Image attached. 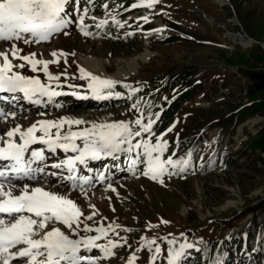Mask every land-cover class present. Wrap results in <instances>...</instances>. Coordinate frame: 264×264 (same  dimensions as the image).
Listing matches in <instances>:
<instances>
[{"label": "rangeland", "instance_id": "rangeland-1", "mask_svg": "<svg viewBox=\"0 0 264 264\" xmlns=\"http://www.w3.org/2000/svg\"><path fill=\"white\" fill-rule=\"evenodd\" d=\"M128 1L130 4L135 2ZM105 3L106 0L103 3L101 0H95L91 15L98 20L106 18L103 8ZM107 4L109 9L123 14L117 19L126 21L124 27L120 28L109 22L107 27L100 31L95 28L91 19H87L85 23L91 25L89 31L99 35L84 36L72 25L67 29V36L58 34L49 42L39 45H24L22 42L18 44L23 49L21 55L35 52L38 58L51 59V52L61 50L75 55H68L67 63H64L62 57L59 64L49 65V70L54 75L67 73V78L63 75L60 77V88L67 89L65 95L59 96L62 98L60 108L52 105L59 101L37 105L29 102L22 94L0 93V96L6 97L0 99V108L17 113L14 120L9 118L10 122L19 120L21 125L26 127L32 123V119L58 120L61 117L83 119L89 123L132 120L138 115L131 108L135 101L119 103L114 107L100 103L123 100L125 91L118 88L124 84L142 88L144 82L155 75L168 76L184 71L189 72L187 80L191 83L188 87L181 84L179 88H184L183 91L187 92V99L181 100L175 111L166 116L161 124L158 121L154 125V131L159 135L173 123L176 124L173 131L165 136L168 142L175 141L190 123L195 122L200 110L220 115L227 104L246 101V79L241 69L257 65L256 58L251 54L254 45L264 48V0H160L152 9L138 7L123 12L112 0ZM83 5L81 0V7ZM69 10L71 11V6ZM145 15L149 16L150 22L144 23L138 19ZM154 29L163 31H152ZM243 37H250L251 43L243 40ZM86 57H93L98 62V70L91 72L93 75L120 82L111 90L113 95L110 98H93L87 89L88 81L79 79L80 67L90 72L83 63ZM23 73L28 76L39 75L43 82H47L42 72L33 73L25 67ZM175 88L173 86L171 89H165L159 84L149 92H158L160 98L170 99ZM187 89L190 90L189 93ZM115 93L120 95L116 96ZM262 125L264 117H250L237 126L231 137L226 134L220 143L214 138L217 128L208 131L205 139L196 145L193 152V160L197 163L201 162L202 155L206 158L200 170L191 167L184 174L170 178L166 176L163 184L143 175L134 176L128 171L122 172L113 167L112 174H115V177H110L109 173L105 172L110 181L96 182L95 187L88 190L87 199L79 190L71 191L70 198L79 204L85 215L91 211L89 203L95 204L100 213L96 220L107 217L105 224L116 221L133 229L130 233H120L121 236L128 237L131 247L125 246L115 250V256L101 264H126L131 252L139 247L140 237L147 236L149 223L159 225L148 229L149 233L154 235L152 237L168 232L178 237L179 242H183V233L188 242L196 245V248H199V240L216 236L229 237L233 232H245L248 228L254 231L255 225L264 224V209H250L260 198H264V154H254L248 150L229 165L221 158L212 164L207 160L215 148L219 155L225 151H236L241 143L248 141V136H253ZM86 126L88 125L79 127ZM73 130H77V126L73 125ZM175 153L179 155L181 152ZM65 155L61 150H57L55 154L46 152L47 163L50 165L58 162L64 159ZM67 155L74 154L69 152ZM106 160L109 158L91 161V166L97 170L90 175L99 173ZM48 171L59 170L49 167ZM109 182L116 189L115 192L107 188ZM113 208L115 211H112ZM191 213H195L204 223L196 238H189L186 233L189 227L187 218ZM235 214L239 216L231 222L232 225L218 221ZM161 220L169 223H160ZM161 248L163 256L157 259L156 264H166L167 248L162 245ZM256 248L252 254H257L255 264H260L262 255L258 253V245ZM238 252L246 255L242 247H239ZM93 254L98 252L94 251ZM137 255L140 257L137 264H149L151 253L145 250Z\"/></svg>", "mask_w": 264, "mask_h": 264}, {"label": "snow or ice", "instance_id": "snow-or-ice-1", "mask_svg": "<svg viewBox=\"0 0 264 264\" xmlns=\"http://www.w3.org/2000/svg\"><path fill=\"white\" fill-rule=\"evenodd\" d=\"M83 2L81 7V0H0V93L22 94L37 105L52 104L56 97L66 94L57 89L62 87L60 77L67 78V73L54 75L49 65L59 64L62 57L67 63V56L75 53L53 51L51 59H43L35 52L21 55L23 49L18 44L39 45L58 34L67 36V29L72 25L84 36L99 35L89 31L91 25L85 23L87 19L94 22L96 29L105 28L110 21L117 27H124L126 21L117 19L119 13L109 9L107 3L103 4L106 18L98 20L90 15L95 0ZM159 2L135 0L124 10L152 9ZM138 19L150 22L148 15ZM152 31L161 32L163 29ZM25 67L33 73L42 72L47 82H43L39 75H25ZM79 73V79L88 81L87 89L98 100L110 98L113 95L111 90L120 83L93 75L82 67ZM123 86L130 89V99L140 91L128 84ZM5 98L0 96V99ZM61 106L55 103V107ZM131 108L138 115L128 121L89 123L83 119L61 117L58 120H37L26 127L16 123L0 129V264H101L113 258L115 250L131 247L128 237L120 233H130L133 229L116 221L105 224L107 217L96 220L100 213L95 204L89 203L91 211L85 215L69 195L71 191L79 190L87 199L88 190L95 187L96 182L110 181L105 172L94 176L81 174V165L89 173L93 172L88 167L89 161L119 159L124 155L128 160V172L161 184L166 176L181 175L193 166L192 151L178 158H174L175 151L166 156L170 145L165 136L173 131L175 123L157 135L154 125L160 119V112L149 111L145 115L139 100ZM16 115L15 111L0 108V123L8 124L9 118L14 120ZM73 125L77 130H73ZM81 125L88 126L80 128ZM57 150L65 153V158L49 165L46 152L55 154ZM69 152L74 155H67ZM49 167L59 171H48ZM107 188L116 191L111 182ZM160 223L169 222L161 220ZM155 227L159 225H147L149 230ZM169 236L172 238L141 236L139 247L131 252L126 264H137L140 259L137 253L145 250L151 253L149 264H156L162 253L161 241L167 244L166 264H182L189 250L196 245L188 242L183 233V242L171 233ZM94 251L98 254H93ZM209 264H222V261L210 258Z\"/></svg>", "mask_w": 264, "mask_h": 264}, {"label": "trees", "instance_id": "trees-1", "mask_svg": "<svg viewBox=\"0 0 264 264\" xmlns=\"http://www.w3.org/2000/svg\"><path fill=\"white\" fill-rule=\"evenodd\" d=\"M103 1L104 0H101L102 3ZM106 1L108 3L111 0ZM112 1L119 6L122 5L120 10L122 12L125 8H129L131 5L128 0ZM91 13L92 11L90 12V15ZM121 15L123 14L120 12L117 17ZM168 24L175 25V23ZM105 28L99 30L103 31ZM153 39L156 38H151V40ZM251 54L256 58L257 65L248 66L241 69L242 74L246 79L244 94L246 101L243 103L239 102V104H227L226 109L220 115H216L213 112H207V110H200L195 122L190 123L186 130L176 137L175 141L169 142L170 148L169 152L166 153V156L170 155L172 151L181 152L174 158L183 157L189 151H192L193 153L196 145L205 139L208 131H211L214 128H217L214 138L218 143H220L226 134H229L231 137L235 133L237 126L243 123L246 119L254 116L264 117V48L259 45H254L251 49ZM188 74L189 72L184 71L181 74H172L168 76L165 74L155 75L151 79L144 82V86L142 88H138L137 85L131 86L132 88L140 89V91L132 95L131 99L129 98L130 89L120 86L118 89L125 91L123 100L120 102L112 100L110 102H101L100 104L103 106L114 107L119 103H128L133 101L136 102L139 100L145 115H147L149 111L153 113L160 112L159 123L161 124L166 116L175 111V108L179 105L181 100L187 99V92L183 91L184 88H179V86L181 84H184V87H188L190 85L191 82L187 80ZM159 84H162L165 89H171L173 86L176 87L174 92H172L170 99L166 97L160 98L158 96V92L150 94L149 91ZM187 90L189 93L190 90ZM57 91L65 92L67 89L60 88L57 89ZM61 100L62 98L56 97L54 102L59 101L58 103H60ZM52 105L55 107V103ZM70 105H72V103H70ZM148 105H151V107L149 108ZM248 139V141L242 142L241 146L234 152L225 151L224 154L219 155L216 151L217 148H215L214 153L211 154L207 160H210L212 164L215 163L218 158H221L225 160L224 163L229 165L236 161L238 157L246 154L248 150L254 154H264V125H262L253 136H250V138L248 136ZM202 157L203 158L201 162L197 163L193 160L192 155V168L200 170L201 165L203 166L206 161L205 156L202 155ZM127 164L128 160L124 155H121L119 159L109 158V160L104 161L100 172H106L109 173L110 177H115V174H112L113 167L123 172L127 171ZM88 167L93 169L92 174L97 170L96 167L91 166V161H89ZM79 168L82 170L81 174L90 175L84 166L81 165ZM256 208L264 209V198H260L258 203L250 209L253 210ZM235 215L218 221L225 225H232L231 222L235 221L239 216V214ZM187 222L189 223V227L186 230L188 237L196 238L198 233H200L203 229L202 225H204V223L200 221L195 213H191V215L187 218ZM254 228V231H251L250 228H248L245 232H233L229 237L216 236L212 239L205 238L199 240L197 243L199 244L198 249L200 250H189L188 255L184 257L182 264H209L210 258H218L222 261V264H255V261L257 260V254L254 255L252 252L253 249L256 251L257 245L259 247L258 253L262 255L260 264H264V224H257ZM146 232L147 237L152 238V236H154L149 233L148 229H146ZM166 236H168L169 239L172 238L169 236L168 232H165L161 235H155V237ZM201 241H203V243H200ZM160 244L162 246H166L167 248L166 243L161 241ZM239 247L243 248V251L246 253L245 256L238 252ZM161 256H163V249Z\"/></svg>", "mask_w": 264, "mask_h": 264}, {"label": "bare ground", "instance_id": "bare-ground-1", "mask_svg": "<svg viewBox=\"0 0 264 264\" xmlns=\"http://www.w3.org/2000/svg\"><path fill=\"white\" fill-rule=\"evenodd\" d=\"M83 63L85 65V67L87 68V70H89L90 72H96V70H98V68H97L98 67V62L93 57L84 58L83 59ZM35 121H37V120L32 119V123L35 122ZM16 123H20L21 124V122L19 120L18 121H14V122H10L9 121L8 124L0 123V129L14 126ZM29 125L30 124H28L27 126H29Z\"/></svg>", "mask_w": 264, "mask_h": 264}, {"label": "built area", "instance_id": "built-area-1", "mask_svg": "<svg viewBox=\"0 0 264 264\" xmlns=\"http://www.w3.org/2000/svg\"><path fill=\"white\" fill-rule=\"evenodd\" d=\"M242 39L245 40V41L248 42V43H251V38H250V37H248V39L243 37ZM248 43H247V44H248Z\"/></svg>", "mask_w": 264, "mask_h": 264}]
</instances>
